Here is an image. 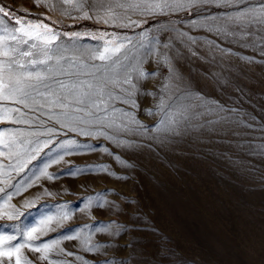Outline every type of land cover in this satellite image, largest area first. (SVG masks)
<instances>
[{"label":"rangeland","instance_id":"obj_1","mask_svg":"<svg viewBox=\"0 0 264 264\" xmlns=\"http://www.w3.org/2000/svg\"><path fill=\"white\" fill-rule=\"evenodd\" d=\"M80 2L0 0L10 15L48 24L55 31L71 36V40L59 37L65 56L86 59L99 46L98 42L112 39L105 33L129 37L130 44L125 45L131 48L127 59L133 63L143 60L144 71L155 73L139 81L133 77L136 103L140 109L154 108L169 74L168 67L160 63V53L165 51L162 45L165 37L176 35L165 31L169 28L167 23H156L165 18L141 15L131 7L150 0H87L97 4L95 9L85 6L91 17L87 19L74 7ZM258 3L259 0H251L252 5ZM118 5H123V9ZM21 9L31 15H24ZM125 15L139 21V26L122 27L128 23L125 19L104 23ZM171 19L177 27L188 30L175 16ZM183 19L188 17L185 15ZM4 23L13 26L10 17ZM191 34L209 35L201 30H193ZM261 38L256 36L257 40ZM169 42L181 53L175 57L170 50L167 53L182 78L181 87L188 84L193 90L236 109L231 114L233 121L211 132H190L163 147L126 150L109 143L113 152L134 165L131 168L117 164L102 149L65 155L61 162L51 163L55 148L48 152L47 147H42L34 155H25L27 142L18 143L11 151L0 147V188L3 189L0 196L4 197L0 201V213H12L11 219L0 215L3 225L0 234L16 237L9 244L21 245V264L27 261L32 264H264V55L225 41L223 46L231 47L238 55H225L222 63L212 65L189 56L175 41ZM239 56L254 57L255 61ZM212 73H220L228 81L227 86L211 79ZM137 116L146 124L157 119L139 109ZM237 119L243 123H235ZM14 127L39 133L42 138L44 135V129L37 126ZM34 138V135L21 137L25 141ZM9 164L17 166L10 169ZM70 164H107L109 172L127 179H117L102 171L47 178V174L66 169ZM17 181L19 191H13L12 185ZM94 194H100L104 201L102 208L95 207V202L91 207L81 205L79 211L61 219L54 207L65 201L75 206L80 197ZM97 221L102 224L98 225ZM103 224L108 227L104 228ZM31 228L36 232L28 237L26 232ZM38 235L48 242V248L40 253L29 247V241ZM92 245L99 248L88 251ZM31 247L39 244L33 243ZM42 256L47 260L41 259ZM2 259L3 264H16L15 256L11 260Z\"/></svg>","mask_w":264,"mask_h":264},{"label":"snow or ice","instance_id":"obj_2","mask_svg":"<svg viewBox=\"0 0 264 264\" xmlns=\"http://www.w3.org/2000/svg\"><path fill=\"white\" fill-rule=\"evenodd\" d=\"M86 5L92 9L97 7L96 3H88L87 0H82L74 7L82 12V18L91 19L84 10ZM118 7L123 9L124 6ZM131 7L141 15L164 17V21L157 20L156 23H167L169 28L165 31L176 34L165 37L162 45L165 51L160 53V63L168 67L169 74L154 108L140 109L136 103L133 77L139 81L155 73L144 71L143 60L133 63L127 59L131 48L125 45L130 44L129 37L105 33L103 35H111L112 39L98 42L99 46L92 49L86 59L65 56V50L58 43L59 37L65 36L71 40V36L55 31L48 24L33 23L10 15L7 6L0 3V147L11 151L18 143L27 142L29 147L25 155H34L42 147H47L48 152L55 148L51 163L61 162L65 155L102 149L117 164L131 168L134 165L113 152L109 143L126 150L152 148L153 145L163 147L170 140L190 132H211L233 121L231 114L236 113V109L228 108L202 92L193 90L188 84L181 87L182 78L167 54L169 50L173 57L181 53L169 41L180 44L189 56L212 65L222 63L225 55H238L231 47L223 46L225 41L243 48H252L264 55V0H259L257 5H252L251 0H150ZM213 8L218 11H204ZM20 11L26 16L31 15L22 9ZM185 15L187 20L183 19ZM173 16L187 25L188 30L177 27L176 21L171 19ZM9 17L13 22L12 27L4 23ZM117 19L128 20L122 27L132 28L140 24L139 21L130 20L127 15L117 16L111 21L104 20V23L114 24ZM193 30H201L209 35H192ZM257 35L262 38L257 40ZM75 38L80 39L79 34H75ZM201 51L204 55L200 54ZM238 58L255 61L250 56ZM210 78L221 86H227L228 81L220 73H212ZM138 109L144 115L156 116L157 119L152 124L144 123L137 116ZM235 123L241 124L243 121L237 119ZM15 125L43 128V138L39 133L25 132ZM244 126L251 127L247 124ZM33 135L35 138L31 140L21 139ZM16 166L9 164L7 167L11 169ZM109 168L107 164H70L66 169L47 174V178L54 180L63 175L74 176L92 171L117 176L115 172H109ZM117 179L127 177L117 176ZM18 184L19 181L12 185L13 191H19ZM0 192H3L2 188ZM3 200L4 197L0 196V201ZM93 202L97 208H102L104 204L100 194H94L80 197L78 206L65 201L54 207L60 213V218L64 219L79 211L81 205L91 207ZM0 215L12 218L10 212ZM96 223L102 224L99 221ZM103 227L107 228L108 224H103ZM33 232H36L35 228L27 231L26 235L31 237ZM24 235L22 233L21 238ZM15 239V236L0 234V264H3L2 258L11 260L14 256L16 264H21V245L19 242L17 245L9 244ZM49 239L55 242L53 237ZM33 243L39 244V247H31ZM29 247L31 251L40 253L48 248V242L38 235L29 241ZM98 248L99 245H92L87 250ZM41 259L47 260V257L42 256ZM27 264L32 262L27 261Z\"/></svg>","mask_w":264,"mask_h":264}]
</instances>
